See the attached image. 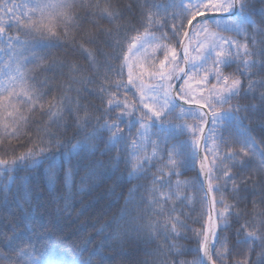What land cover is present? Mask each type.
Masks as SVG:
<instances>
[{
	"label": "snow or ice",
	"instance_id": "obj_1",
	"mask_svg": "<svg viewBox=\"0 0 264 264\" xmlns=\"http://www.w3.org/2000/svg\"><path fill=\"white\" fill-rule=\"evenodd\" d=\"M0 264H264V0H0Z\"/></svg>",
	"mask_w": 264,
	"mask_h": 264
},
{
	"label": "trees",
	"instance_id": "obj_2",
	"mask_svg": "<svg viewBox=\"0 0 264 264\" xmlns=\"http://www.w3.org/2000/svg\"><path fill=\"white\" fill-rule=\"evenodd\" d=\"M189 175H191V174H189ZM100 194V192H96V193H93V196L92 197H89V198H86L87 200H92V199H94L96 196H98ZM102 203H106V201L105 202H102Z\"/></svg>",
	"mask_w": 264,
	"mask_h": 264
}]
</instances>
